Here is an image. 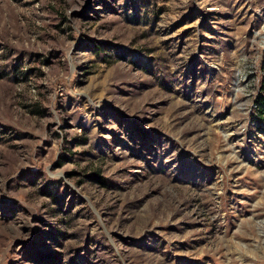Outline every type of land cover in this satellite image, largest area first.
I'll return each instance as SVG.
<instances>
[{"label":"rangeland","instance_id":"374dc122","mask_svg":"<svg viewBox=\"0 0 264 264\" xmlns=\"http://www.w3.org/2000/svg\"><path fill=\"white\" fill-rule=\"evenodd\" d=\"M264 0H0V264H264Z\"/></svg>","mask_w":264,"mask_h":264},{"label":"trees","instance_id":"16d2710c","mask_svg":"<svg viewBox=\"0 0 264 264\" xmlns=\"http://www.w3.org/2000/svg\"><path fill=\"white\" fill-rule=\"evenodd\" d=\"M262 108V110L264 111V99L260 102V106Z\"/></svg>","mask_w":264,"mask_h":264}]
</instances>
